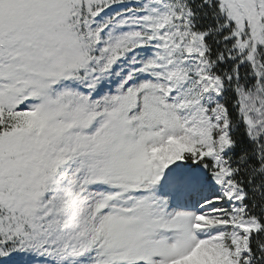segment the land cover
I'll list each match as a JSON object with an SVG mask.
<instances>
[{
	"label": "snow or ice",
	"instance_id": "6c2138e0",
	"mask_svg": "<svg viewBox=\"0 0 264 264\" xmlns=\"http://www.w3.org/2000/svg\"><path fill=\"white\" fill-rule=\"evenodd\" d=\"M0 264H264V0H0Z\"/></svg>",
	"mask_w": 264,
	"mask_h": 264
}]
</instances>
